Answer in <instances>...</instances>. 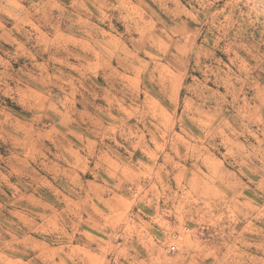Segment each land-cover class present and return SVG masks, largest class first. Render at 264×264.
Returning a JSON list of instances; mask_svg holds the SVG:
<instances>
[{
	"label": "clouds",
	"instance_id": "1",
	"mask_svg": "<svg viewBox=\"0 0 264 264\" xmlns=\"http://www.w3.org/2000/svg\"><path fill=\"white\" fill-rule=\"evenodd\" d=\"M0 264H264V0H0Z\"/></svg>",
	"mask_w": 264,
	"mask_h": 264
}]
</instances>
